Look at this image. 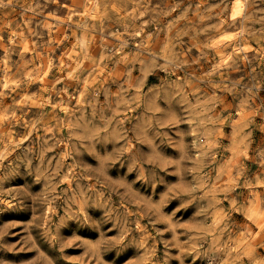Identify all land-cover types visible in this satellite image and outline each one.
<instances>
[{
    "label": "rangeland",
    "instance_id": "374dc122",
    "mask_svg": "<svg viewBox=\"0 0 264 264\" xmlns=\"http://www.w3.org/2000/svg\"><path fill=\"white\" fill-rule=\"evenodd\" d=\"M0 264H264V0H0Z\"/></svg>",
    "mask_w": 264,
    "mask_h": 264
},
{
    "label": "bare ground",
    "instance_id": "6f19581e",
    "mask_svg": "<svg viewBox=\"0 0 264 264\" xmlns=\"http://www.w3.org/2000/svg\"><path fill=\"white\" fill-rule=\"evenodd\" d=\"M230 8H231V7H230ZM240 11H241V5H240V2H239V1H235V2L233 3V6H232V8H231V11L229 12V13H230V14H229L230 18H235V17H237V16L239 15Z\"/></svg>",
    "mask_w": 264,
    "mask_h": 264
}]
</instances>
